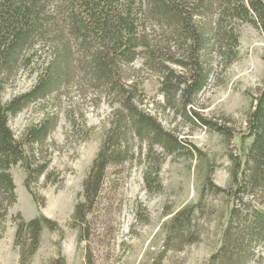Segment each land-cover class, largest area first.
<instances>
[{
  "label": "trees",
  "instance_id": "trees-1",
  "mask_svg": "<svg viewBox=\"0 0 264 264\" xmlns=\"http://www.w3.org/2000/svg\"><path fill=\"white\" fill-rule=\"evenodd\" d=\"M230 19L252 26L264 39V0H0V234L16 202L11 168L23 169L25 188L32 194L31 184L46 170L34 147L55 127V121L44 119L15 136L9 118L72 86L89 89L107 102L108 128L72 217L73 226L83 231L107 172L134 160L131 141L148 151L160 147L172 154L180 149L181 142L142 108V88L127 80L124 71L139 61L157 77L166 106L176 105L186 117V108L207 85L208 56L224 46L231 54L237 46L236 36L227 30ZM171 65L180 72L175 74ZM20 72L34 84L3 102L5 89ZM202 124L213 128L210 122ZM245 127L244 136L251 142L240 156L229 155L232 206L221 245L207 264H244L256 245L264 243V211L243 202L264 195V87L246 115ZM213 130L224 139L229 136L221 126ZM197 207H182L162 225L164 252L193 243L190 230ZM44 229L56 231L57 225L44 217L25 222L19 216L14 238L18 264H30ZM48 264H65V259L59 255Z\"/></svg>",
  "mask_w": 264,
  "mask_h": 264
},
{
  "label": "rangeland",
  "instance_id": "rangeland-1",
  "mask_svg": "<svg viewBox=\"0 0 264 264\" xmlns=\"http://www.w3.org/2000/svg\"><path fill=\"white\" fill-rule=\"evenodd\" d=\"M227 25L237 46L232 55L224 46L221 52L214 49L208 56L207 85L186 108V117L178 113L176 105L166 106L157 77L139 61L124 71L127 80L134 79L142 88V108L150 110L162 128L181 142L180 149L172 154L160 147L148 151L131 141L134 160L107 172L102 195L83 231L73 226L72 217L108 128L107 102L89 89L72 86L9 118L15 136L44 119L55 121V127L34 147L46 170L31 184L32 194L25 188L23 169L17 165L10 170L16 202L8 210L0 234V264H18L14 238L19 216L25 222L44 217L57 225L56 231H42L30 264H48L59 255L65 264H207L221 245L232 206L229 155L240 156L242 148L250 144L251 139L244 136L246 115L264 87L261 33L233 19ZM170 67L175 74L180 72ZM33 84L32 78L20 72L5 89L3 102L27 92ZM203 121L213 128H225L228 138L203 126ZM205 178L209 188L204 185ZM246 201L264 211V195L243 199ZM189 205H198L190 230L193 243L164 252L162 225L172 213ZM244 264H264V243L256 245Z\"/></svg>",
  "mask_w": 264,
  "mask_h": 264
}]
</instances>
